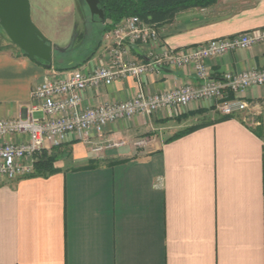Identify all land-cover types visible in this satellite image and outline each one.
Instances as JSON below:
<instances>
[{
	"label": "crops",
	"instance_id": "1",
	"mask_svg": "<svg viewBox=\"0 0 264 264\" xmlns=\"http://www.w3.org/2000/svg\"><path fill=\"white\" fill-rule=\"evenodd\" d=\"M149 26L159 40L129 46L128 59L148 64L166 51L262 29L264 0H215ZM2 30L0 119L27 118L33 92L48 78L110 65L106 33L82 65L58 70L30 59ZM206 64L215 77L263 69L264 44ZM187 83L200 84L190 66L155 65L139 78L86 90L83 105ZM242 98L248 109L227 119L199 102L109 123L86 142L71 136L39 152L35 161L57 153L55 173L0 176V264H264V86L247 89ZM143 138L150 141L135 146ZM26 140L16 134L0 141ZM98 145L114 147L98 157L92 151Z\"/></svg>",
	"mask_w": 264,
	"mask_h": 264
},
{
	"label": "built area",
	"instance_id": "2",
	"mask_svg": "<svg viewBox=\"0 0 264 264\" xmlns=\"http://www.w3.org/2000/svg\"><path fill=\"white\" fill-rule=\"evenodd\" d=\"M105 40L111 42L107 54L110 65L92 71L76 69L63 77L48 78L33 92L34 104L27 118L0 119V140L16 134L27 136V140L20 143L0 141V176L9 180L29 176L34 172L36 155L47 146L58 147L71 136L86 142L92 132L102 134L109 123L136 115L148 117L166 108H184L192 103L204 102L217 107L224 116H232L249 107L242 98L244 91L264 86V68L225 72L215 77L206 64L210 58L264 44V28L210 40L195 47L166 51L156 55L148 64L127 58L129 46L159 40L158 31L138 16L122 20L106 33ZM155 65L172 68L190 66L200 84L194 86L187 83L174 90L148 95L139 92L134 98L118 103L83 105L86 90L113 82L119 77L139 78ZM34 113L40 115L35 116ZM149 141L148 138L137 140L135 146H145ZM112 147L114 145H98L92 151L101 157L106 149Z\"/></svg>",
	"mask_w": 264,
	"mask_h": 264
},
{
	"label": "rangeland",
	"instance_id": "3",
	"mask_svg": "<svg viewBox=\"0 0 264 264\" xmlns=\"http://www.w3.org/2000/svg\"><path fill=\"white\" fill-rule=\"evenodd\" d=\"M30 3L32 21L50 43L61 49L72 45L67 52L53 51V65L83 61L103 41V25L99 19L93 20L87 3L79 7L81 13L76 0H30ZM1 32L8 41L4 30Z\"/></svg>",
	"mask_w": 264,
	"mask_h": 264
},
{
	"label": "trees",
	"instance_id": "4",
	"mask_svg": "<svg viewBox=\"0 0 264 264\" xmlns=\"http://www.w3.org/2000/svg\"><path fill=\"white\" fill-rule=\"evenodd\" d=\"M78 4V10L81 13L79 7L86 3V0H76ZM215 0H99V7L105 12V20H100L97 16H92L94 19H99L103 25L104 34L110 32L117 26L122 20L131 16H138L144 23L150 24H163L173 20L175 15L179 11L196 8V7H207L211 5ZM101 42L99 43V45ZM97 46L96 50L98 49ZM72 46V45H71ZM71 46L64 48L65 52L71 50ZM63 51V52H64ZM27 56V54L23 51ZM95 53V51L93 52ZM90 56V55H89ZM88 56V57H89ZM88 57L83 61L73 63L69 60V65H63L57 63L55 66L58 70L64 69H75L82 65ZM46 65L44 61L40 62ZM232 116H224L223 119L231 118ZM195 127L187 128L176 134L179 137L187 132L194 130ZM58 159L57 153L47 154L42 153L39 155L34 164V172L28 177L32 176H47L55 173L57 168L55 163Z\"/></svg>",
	"mask_w": 264,
	"mask_h": 264
},
{
	"label": "water",
	"instance_id": "5",
	"mask_svg": "<svg viewBox=\"0 0 264 264\" xmlns=\"http://www.w3.org/2000/svg\"><path fill=\"white\" fill-rule=\"evenodd\" d=\"M91 15L105 20V12L99 0H86ZM0 26L13 44L23 50L30 59L53 65V46L31 19L30 0H0Z\"/></svg>",
	"mask_w": 264,
	"mask_h": 264
},
{
	"label": "flooded vegetation",
	"instance_id": "6",
	"mask_svg": "<svg viewBox=\"0 0 264 264\" xmlns=\"http://www.w3.org/2000/svg\"><path fill=\"white\" fill-rule=\"evenodd\" d=\"M57 51L62 53L64 50H63V49H58ZM64 52H65V51H64Z\"/></svg>",
	"mask_w": 264,
	"mask_h": 264
}]
</instances>
